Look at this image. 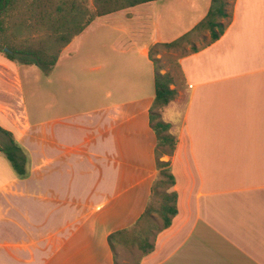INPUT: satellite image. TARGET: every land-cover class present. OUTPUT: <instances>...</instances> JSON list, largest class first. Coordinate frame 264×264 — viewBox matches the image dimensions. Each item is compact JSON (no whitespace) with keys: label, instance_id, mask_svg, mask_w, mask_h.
Returning a JSON list of instances; mask_svg holds the SVG:
<instances>
[{"label":"crops","instance_id":"0c3cea01","mask_svg":"<svg viewBox=\"0 0 264 264\" xmlns=\"http://www.w3.org/2000/svg\"><path fill=\"white\" fill-rule=\"evenodd\" d=\"M224 34L180 57L161 109L177 138L178 214L139 264H264V0H230ZM212 0H152L94 19L45 73L0 51V128L27 152L21 178L0 130V264H116L112 233L148 206L157 136L152 48ZM196 48V49H195Z\"/></svg>","mask_w":264,"mask_h":264},{"label":"trees","instance_id":"16d2710c","mask_svg":"<svg viewBox=\"0 0 264 264\" xmlns=\"http://www.w3.org/2000/svg\"><path fill=\"white\" fill-rule=\"evenodd\" d=\"M23 0H0V16L11 15L20 6ZM152 0H94L95 12L89 13L87 6L78 0H32V7L38 9L39 16H34L35 22L40 28L50 31L44 37L43 42L38 44L17 42L16 36L23 32V25H15L13 32L9 33V28L0 23V51H4L11 59H21L25 63L38 65L45 73H49L64 49L77 35H79L94 19L97 17L116 12L125 8H130L141 3ZM231 6L230 0H212L210 9L206 17L200 21L192 30L180 36L178 39L168 42L159 43L156 46L176 47L185 42H190V38L197 32L209 30L211 34L210 42L218 40L225 32L227 24L222 21L225 17H231L232 13L228 7ZM33 17V16H31ZM24 18L22 23L26 24ZM2 32L5 36L1 37ZM3 38V42H1ZM47 42H50L48 47ZM155 46V47H156ZM7 48V50H6ZM154 47L152 48L153 51ZM196 49V48H195ZM173 77L170 73L156 72L155 76V100L151 109V125L154 129L158 142L156 146V163L158 168V177L154 181L152 196L145 212L140 221L150 219L154 216V205L152 198L160 196L161 215L163 217L162 230L171 225L173 217L178 214V193L176 190L169 191L175 186V176L172 173L170 161L162 160L165 154L171 155L177 146V138L170 132V123L161 118V109L167 105L177 94V90L172 86ZM157 109V110H156ZM3 132L9 137V144L3 147V150L12 163L18 176L25 178L27 170V152L25 148L16 140L12 132L4 130ZM1 148V146H0ZM163 186L169 187L161 191ZM129 230L118 231L109 236V241L115 252V244L120 240L122 233ZM154 244L149 243L145 253L153 250ZM116 264H119L116 259Z\"/></svg>","mask_w":264,"mask_h":264},{"label":"rangeland","instance_id":"374dc122","mask_svg":"<svg viewBox=\"0 0 264 264\" xmlns=\"http://www.w3.org/2000/svg\"><path fill=\"white\" fill-rule=\"evenodd\" d=\"M83 2L89 9V13L95 12L94 0H78ZM40 11L32 7V0H23L20 6L13 12V16L2 15L0 16V23H3L9 28V33L13 32L15 25H23V32L16 36L17 42H25L38 44L43 42L45 44L46 35L50 33L47 29L40 28L35 22L34 16H39ZM33 16V17H31ZM26 19L27 23H22L23 19ZM5 34L2 32L1 37ZM211 39L209 30H204L195 33L191 38L190 42H185L182 45L176 47L167 46H156L154 47L152 54L158 55L155 58L158 67H164L166 70H170V74L175 78L174 80L178 85L183 84L181 79V73L178 68L180 57L186 52L192 50V46H203ZM3 42V38H1ZM47 46H50V42H47ZM157 110V109H156ZM175 136V134H174ZM164 156V155H163ZM169 189L167 186H163L161 191ZM172 191V188L169 189ZM161 197L154 196L152 198V204L154 205V216L150 219L143 220L138 223L134 228L128 232L122 233L120 240L115 244L116 259L119 264H139L140 259L145 254V251L149 247V243L152 242L156 232L163 226V217L161 211Z\"/></svg>","mask_w":264,"mask_h":264},{"label":"water","instance_id":"95a60500","mask_svg":"<svg viewBox=\"0 0 264 264\" xmlns=\"http://www.w3.org/2000/svg\"><path fill=\"white\" fill-rule=\"evenodd\" d=\"M6 50H7V48H6Z\"/></svg>","mask_w":264,"mask_h":264}]
</instances>
